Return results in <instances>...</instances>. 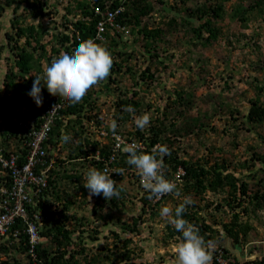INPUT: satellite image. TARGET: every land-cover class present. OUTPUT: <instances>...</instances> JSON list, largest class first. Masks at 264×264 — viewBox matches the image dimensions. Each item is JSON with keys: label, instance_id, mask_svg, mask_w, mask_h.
<instances>
[{"label": "rangeland", "instance_id": "rangeland-1", "mask_svg": "<svg viewBox=\"0 0 264 264\" xmlns=\"http://www.w3.org/2000/svg\"><path fill=\"white\" fill-rule=\"evenodd\" d=\"M162 1L163 4H159L158 0H151L155 11L143 22L162 28L160 39L163 42L153 41L146 46L145 38L140 37L137 42L129 38L120 46L122 48L115 47L112 58L121 65L119 76L116 74V80L111 84L113 89L108 95H99L96 109L93 110L103 119V123H110L118 118L115 108L118 98L132 96L140 99V112H134L122 128H133L134 118L147 114L150 123L144 130L148 132L151 124L166 126L169 131L165 135L173 139L171 148L178 151L177 155L192 161L201 158L210 162L215 158H225L229 169L235 172L240 181L247 183V195L259 191L260 207L254 208L248 198L237 193L238 198L233 202L234 208H231L226 204V200H229L226 191L212 192L208 189L201 195L180 189V197L170 194L162 202L149 206L138 199L140 188L135 183L138 171L134 167L131 176L132 168L120 175L117 186L121 189V195L115 197V206L107 200L103 202L97 199L98 205L93 210L95 196L90 199L89 192L84 197L81 195L77 183H72L63 173V170L67 172L64 168L67 167L66 163L58 167L57 179L61 201L64 202V196L73 201L67 226L77 224L73 236L77 235L78 239L74 238V243L84 239L87 243L85 254L78 253L76 256L79 259L82 256L91 258L93 264H175V250L180 241L167 236V225L170 224L160 217L159 212L163 206H168L174 213L183 198L190 197L192 204L202 207L198 213L205 222L219 230L214 232L217 240L211 241L209 246L213 243L225 247L224 250L238 262L260 258L264 255V163L254 160L253 153L264 154V123L250 125L245 122L244 114L250 101L257 99L264 103V0L260 4H257V0ZM204 1L221 3L224 8L222 19L215 24L217 37L208 45L200 42L195 44L192 36L190 27L194 23L197 25L199 20L188 24L180 22L182 18L176 15L177 23L174 24L177 27L173 28L168 23L170 17L179 10L185 12V8H194ZM239 4L246 9L243 13L246 20L238 19L234 14ZM57 7L61 8V5ZM27 11L23 5L17 10L5 7L0 16L2 33L8 31L14 39H18V43H22L23 39L14 33L11 22L14 17H18L23 24L36 23ZM46 18H50L49 15ZM51 19L49 23L45 22L50 26V31L55 26L53 21L61 18L52 15ZM13 43L14 40L8 42L6 36L0 35V44L5 45L2 57L11 54L12 58V51L8 48ZM5 49L8 51L4 53ZM157 49L158 56H150L149 53ZM116 51L121 54L117 55ZM2 60L5 62L4 58ZM146 64L154 74L152 78H146L144 83H138L141 85L139 90L136 76L131 72L135 73ZM127 66L130 72L124 71ZM106 81L98 85L102 87ZM177 92L181 93V98L177 97ZM9 95L0 93V102H6ZM171 122L175 123L174 127ZM176 126L180 130L174 135ZM186 127H190L188 132L189 128ZM61 151L66 155L63 143ZM50 202L55 205L54 200ZM53 205V209L58 208ZM140 205L145 210L142 211ZM232 212H238L240 223L248 222L251 225L245 238L239 236L238 246L223 231V223H229ZM135 220L138 234L132 233L130 242L124 243L126 236L121 227L126 223L134 225ZM96 229L98 232H93ZM254 245H259V248L249 252ZM124 254L129 256L127 260L122 258Z\"/></svg>", "mask_w": 264, "mask_h": 264}, {"label": "trees", "instance_id": "trees-1", "mask_svg": "<svg viewBox=\"0 0 264 264\" xmlns=\"http://www.w3.org/2000/svg\"><path fill=\"white\" fill-rule=\"evenodd\" d=\"M179 1L185 3L189 0ZM256 2L260 4L261 0H257ZM158 3L163 4V1L158 0ZM21 5L24 6V9L28 10L27 12L32 17V20L37 22L23 24L18 17H14L11 26L17 37L23 39L22 43H18V39H14L13 35L8 31L2 33V29L0 28V35L6 36L8 42L14 40V43L8 48L12 51V58L11 54H5L4 57L1 56L5 45L0 44V93H10L6 102H0V111L6 123L9 119L7 115L9 110L23 106L27 115L38 118L41 112L55 102V96L50 95L47 88L43 87V104L37 107L33 99L27 95L31 90L33 80L35 77L43 75L45 68L50 66L53 59L58 58L62 53L71 55L82 41L94 37L95 26L101 18V12L122 7L123 9L117 15V20L122 24H129L131 26L130 31L131 35H133V42L139 41L140 37L145 38L146 46H149L153 41L156 43L162 41L160 39L162 28L153 27L151 24L143 22L147 16H151L152 12L155 11L151 0H0V16L5 7L17 10ZM57 5H61V8L57 7ZM236 9L234 14L238 19L246 20L247 17L243 14L246 9L242 8L240 4L237 5ZM223 10L224 8L221 3L204 1L194 8H185V12L179 10L170 17L168 23L173 28H176L177 24H174L177 23L175 19L176 15L182 18L180 22L185 21L188 24L190 21L197 22L199 20L197 25L194 23L190 27L192 36L194 37L195 44H197L196 42H200V44L208 45L217 37L215 24L218 20L222 19ZM48 15L50 18H46ZM52 15H58L61 19L53 21L55 26L50 31V26L45 24V22L49 23L48 20H52ZM104 34L107 39L105 41H96V43L106 47L112 55L115 52V47L121 44L122 39H120L118 33L113 36ZM45 37L46 41H44ZM164 41L166 42L165 39ZM8 49H5L4 53ZM146 51L150 52L149 49H146ZM158 53L157 49L149 54L150 56H158ZM116 54L120 55L121 53L117 52ZM3 58L5 62L2 60ZM120 67V63L113 58V66L109 77L105 79L107 81L104 82V85L102 87L99 85H97L98 87L94 86L79 103L68 104L60 109L50 130L48 139L52 147L50 153L52 154L59 143L61 150L63 143L64 152L67 151L65 159H58L61 163L63 162L62 164L60 163V166H65L67 163V167H64L67 172L65 173V170H63V173L72 183H77L76 186L81 188V195L83 197L87 195L88 190L83 186L84 180L82 177L90 168H95L105 173L104 169L107 165V160L110 153H112L110 143H102L99 140L91 139L88 122L92 118L96 119L98 113H94L93 109L97 105V98L101 93L108 95L111 89H113L111 84L116 80V74L118 75ZM130 70V67L127 66L124 71L130 72ZM112 73L115 75L112 76ZM131 73L136 76L137 84L144 83L146 78H152L154 74L148 64L145 67H140L135 73ZM41 82L43 83V81ZM138 86L140 87L138 89L141 90V85L138 84ZM176 94L178 98H181L180 92ZM115 105L117 106H115L117 110L123 112L125 119L130 116L129 112L124 111L126 106H132L136 113L140 112L142 107L140 99L132 97H120ZM244 118L245 122L250 125L264 123V103H261L257 99L250 101V106L244 114ZM233 119L235 120V118ZM156 122H158V119H156ZM170 124L172 127L175 126L174 122ZM186 128H189L188 132L190 127ZM14 130L13 127L8 126L4 136L7 135L3 140L5 141V139L13 136V134L15 135L16 132ZM174 130V135H176L180 129L176 126ZM147 131L144 129L140 130L135 126V134L147 143V148L142 151L151 154V148L156 144L165 145L169 150V154L163 157L164 166H168L173 170H176L179 166L183 168V182L182 186L178 187L179 191L180 189H184L187 192H195L199 195L207 189L212 192L226 191L229 198V200L225 198L226 204L231 208H234L233 202L238 198L237 193H239L241 196L248 198V202L252 203L255 206L254 208L260 207V202L258 201L260 198L258 195L259 191H255L253 195H247V183L240 181L235 172L229 169V163L225 158H215L210 162L208 159L201 158L192 161L189 158L177 155L178 151L171 148L173 139L165 135L169 131L166 126H162L160 123L158 125L151 124ZM62 135H68L71 139L67 143H64L61 141ZM2 141H0V144ZM6 145L2 146L3 150L7 149ZM97 148L101 151V157L103 158L90 157L94 155ZM117 154L119 156H116V160L110 163L117 169L115 176L111 177L116 182L120 180L121 176L118 173L120 170L124 172L134 167L127 164V154L125 152ZM50 155L47 156V160L50 159ZM253 156L254 160L264 163V154L254 152ZM157 159H160L159 155H157ZM68 165L70 166L68 167ZM50 172L56 173L57 171L52 168ZM57 173L59 174V172ZM129 175L131 176V172ZM135 183L140 188L138 199L143 204H149L150 206L151 203L148 200L150 193L143 188L140 182L136 181ZM117 184L116 187L118 189ZM118 190L120 191L119 195H121V189ZM60 194L61 190L58 188L57 177H48L47 186L39 192V201L35 205L41 216L38 227L39 235L43 240L35 244L32 251H30L31 245L26 225L21 219H17L11 225L8 233L0 236V258L3 257L0 264H93L94 260L90 258L86 259L82 256L79 259L76 256L78 253L85 254L87 243H85V239L84 241L81 240L78 243H74V238L78 239L77 235L73 236L77 224L74 223L71 226H67V221L70 219L69 208L73 204V201L71 199L67 200L66 196H64V202L61 201L62 196ZM99 196H95L96 201L94 202L93 210L98 205L97 199L103 202L106 200L103 194ZM51 199L54 200L55 205L58 207L57 209H53V204L50 202ZM109 202L114 206L117 203L115 197L109 200ZM141 206V210H145V207ZM201 209L202 207L196 204L187 205L183 218L194 225L204 242L209 244L211 241L217 240L214 237V232L217 233L219 230L214 229L210 224L205 222L204 218L198 213V210L200 211ZM244 209L247 210V207H244ZM136 225L137 220L134 221V225L126 223L121 227V231L126 236L124 243L130 242L132 233L138 234ZM250 228L251 225L248 222H239L238 212H232L229 223H223L224 234L229 236L237 246L239 236L243 235L245 238ZM167 230V236L170 238L176 237L178 242L182 239V234L177 232L171 224L167 225ZM93 232L97 233L98 231L96 229ZM112 232L116 234L115 231ZM216 246L219 245L208 246L207 250L210 251L212 247ZM258 246H251L249 252L255 248H259ZM128 257L127 254L122 256L124 260H127ZM236 264H264V255L245 262L236 261Z\"/></svg>", "mask_w": 264, "mask_h": 264}, {"label": "clouds", "instance_id": "clouds-1", "mask_svg": "<svg viewBox=\"0 0 264 264\" xmlns=\"http://www.w3.org/2000/svg\"><path fill=\"white\" fill-rule=\"evenodd\" d=\"M122 25L127 29V32L123 30L113 32L107 30L105 32L107 35L113 36L116 33L120 35V39L122 40L118 48H122L120 46L127 42L129 38L133 39L130 31L131 26L129 24ZM104 37L102 41L107 39L105 34ZM112 66L113 58L106 47L96 43L92 39L84 40L71 55L62 53L58 58L53 59L50 66L45 68L43 75L35 77L31 90L27 95L33 99L37 107H40L43 104L42 88L46 87L48 93L52 96H58L69 104L79 103L89 90L109 77ZM57 108L58 104L53 105L51 112H54ZM124 111L129 112V118H131L135 110L129 105L124 108ZM94 113L97 112L94 111ZM116 113L118 116L117 121L113 119L109 123L110 128L113 132L117 130L125 133L127 137L140 138L135 134V126L143 130L150 123V117L144 114L134 118L135 125L133 128L125 129L122 126L129 118L125 119L123 112L120 110H117ZM119 116H121L120 119ZM91 120H95L96 123L103 122V119L98 116H96V119L92 118ZM91 120H87L89 121V126H91ZM89 132H91L89 134L91 137H94L96 134L91 127ZM70 139L71 137L68 135H62L61 137V141L64 143H67ZM124 152L127 154V164L134 166L141 177L140 181L138 179L139 175H137V182H140L143 188L150 193V198H160L167 194L160 201L152 202L149 200L151 205L162 202L170 194L180 197L181 193L178 187L182 186L184 174L179 175L177 184L168 180L170 178H177L175 175L177 169L173 170L168 166H164L163 157L169 154L167 146L156 144L152 153L148 154L140 150L138 145L130 144L124 148ZM157 155H159L160 159H157ZM163 168H165V175ZM118 173L123 175V170H120ZM83 180V186L90 193V199L91 196H99L101 194H103V197L107 201L113 197H119L120 191L116 187L117 182L104 172L90 168L85 173ZM192 203L193 201L190 197H184L183 201L175 207L174 213L171 207L163 206L160 209L159 215L162 219H166L177 232L182 234V239L175 250V264H211L212 257L207 250V246H205L203 238L199 235L198 229L183 218L186 206Z\"/></svg>", "mask_w": 264, "mask_h": 264}, {"label": "built area", "instance_id": "built-area-1", "mask_svg": "<svg viewBox=\"0 0 264 264\" xmlns=\"http://www.w3.org/2000/svg\"><path fill=\"white\" fill-rule=\"evenodd\" d=\"M121 9L123 8L118 7L115 10L101 12V18L96 23L95 35L91 38L92 40L95 42L104 40V33L107 30L127 32V29L117 20V15ZM55 104H58V108L51 112L52 106ZM68 104L67 101L55 96V102L41 112L38 118L27 115L25 107H16L7 112L9 116L7 123L3 120L0 111V141L6 137L7 134L5 136L4 134L8 126L13 127L14 132H16L15 135L13 134L0 144V236L6 235L11 225L17 219H21L25 223L29 235L30 251H32L35 244L43 240L39 235L38 227L41 216L35 208L36 203L39 201V192L47 186L48 177H57V170L61 163L58 159L63 160L66 158L60 150V143L52 154L50 153L52 147L48 139L59 110ZM90 125L96 133L94 137H91L92 140L111 144L112 153H110L104 169L110 177H114L117 171L116 167L110 164L116 160V156H119L117 153L124 152V148L130 144L138 145L139 149L143 151L147 148L144 139L127 137L125 133L117 130L113 132L109 123H96L95 120H91ZM5 145L7 149L3 150L2 146ZM153 148L154 146L151 149L153 150ZM101 154V151L97 148L94 155L90 157L103 158ZM48 155H50L49 160H47ZM52 168L57 172L51 173ZM133 171L135 170L132 168L130 172ZM163 173L165 175V168H163ZM181 174H184V170L179 166L175 174L177 178L168 180L177 184ZM138 179L141 181L140 175ZM165 195L160 198H150L149 194L148 200L157 202L162 200ZM208 246L209 244H207ZM224 248L222 246L212 247L209 251L212 257L211 264H236L237 260L229 255Z\"/></svg>", "mask_w": 264, "mask_h": 264}]
</instances>
